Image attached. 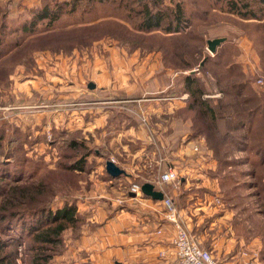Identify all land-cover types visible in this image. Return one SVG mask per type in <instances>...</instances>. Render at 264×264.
<instances>
[{
    "label": "rangeland",
    "instance_id": "rangeland-1",
    "mask_svg": "<svg viewBox=\"0 0 264 264\" xmlns=\"http://www.w3.org/2000/svg\"><path fill=\"white\" fill-rule=\"evenodd\" d=\"M73 1L76 2L75 8L69 10L68 0H62V12L51 23L41 19L34 27H30L29 17L47 0H0V134L4 136L0 145V163L5 164L6 170L15 172L11 175L0 173V185L3 184L5 188L1 196L3 202L6 196L14 192L17 195L16 204L22 209L28 200H32L29 189L32 192L44 177L49 180L53 191L49 198L53 207L64 204L65 191H70L67 183L61 180L64 178V159L60 158L63 151H60L59 146L65 143L67 137L70 138L74 130H81L83 135L85 146L81 150H92L86 159L80 186L90 181L92 174L95 177L100 175L98 168L106 157L113 158V162L120 166L126 162L125 156L118 158L110 154L109 146L104 148L107 145L105 141L95 140L91 132L87 134L75 124L61 125L67 118L65 114H68L65 107L69 108L68 111L75 109L79 106L78 102L72 101L82 96L69 90L85 85L89 77L84 76L77 83V79L65 76L66 73L63 79L50 78V75L57 74L53 66L61 63L60 56H64L65 64L83 52L85 57L98 58L97 61H107L111 54L135 53L144 58L148 56L149 61L145 68L143 66V72L151 74L142 84L139 82L138 93L132 96L120 94L116 98L112 96L103 100L121 104L123 109L130 107L131 103L137 104L138 111L131 112L130 119L136 117L153 133H162L157 139H151L145 150L149 147L159 148L169 157L170 152L181 143L189 142L190 146L197 145V149L205 150L206 147L214 152L217 166L222 165L226 170L220 174L223 195L215 197V202L223 206L221 216L225 210L229 212L217 228L220 230V238L223 237L225 242L233 245L229 251L233 257L238 256L241 260L242 250L254 251L259 258L258 264H264V160L259 162V157L252 156L257 150L264 154V112L262 115L260 112L264 104V91L258 92L260 96L256 95L258 93L254 86L258 87L256 78L261 73L251 66L253 44L259 47V37L264 36V24L254 23L264 20V2L251 0L250 7L260 14V18L247 19L227 11L223 7L224 0ZM148 1L154 5L155 10L161 9L166 13L172 12L179 5L183 12L180 29L173 32L165 31L162 26L151 30L139 29L137 24L142 19L139 9L144 10L143 3ZM23 24H28V28L23 29ZM214 33L222 34L225 38L212 52L207 47V39ZM244 36L257 38L256 43L253 40L243 42ZM92 37L96 39L89 41ZM73 39L87 43H77L71 47L69 44L74 43L71 42ZM63 43L68 44V49ZM244 50L247 52L245 66L236 61ZM190 73L202 80L204 88L208 89V96L203 97L213 99L218 115L217 118L208 114L201 115L202 123L208 128L203 127L206 135L194 131L189 113L179 109V118L187 116L190 119L177 128V133L181 129L183 134L189 132L183 137L176 135V127L180 122L176 121V107L166 104L176 103V91L179 86L184 87V83L178 84L177 81ZM59 93L63 94L58 96ZM186 96L189 98V94ZM52 100L58 102V105L45 106ZM156 103L165 104L164 113L156 115L146 112L147 107L155 106ZM49 108H52L54 116L45 117V110ZM156 119L160 125L152 123ZM106 127L109 128V125ZM112 128L114 130L115 126L112 125ZM162 137L165 142L159 139ZM68 151L76 152V149ZM4 167L0 164V171ZM17 172L21 177L15 182L12 175ZM23 190L27 195H22ZM77 191L74 190L70 195L75 201ZM69 233L65 232L64 243L54 254L51 264H70L68 260L64 262L61 259L71 239ZM11 237L16 243L14 264H30L29 255L34 253L30 249L35 244L1 220L0 238L8 242L12 240ZM212 254L218 262L224 256L223 251L219 253V258L214 252Z\"/></svg>",
    "mask_w": 264,
    "mask_h": 264
},
{
    "label": "crops",
    "instance_id": "crops-1",
    "mask_svg": "<svg viewBox=\"0 0 264 264\" xmlns=\"http://www.w3.org/2000/svg\"><path fill=\"white\" fill-rule=\"evenodd\" d=\"M254 23L264 24V20ZM219 36L222 34L214 33L210 37ZM243 39V42L253 40L255 43L257 40L255 37L251 39L245 36ZM258 42L260 46L253 44L251 49V66L264 77V36H260ZM246 55L247 52L244 50L236 61L245 66ZM60 57L61 63L53 66L57 74L48 75L50 78L63 79L65 76H71L77 79V83L84 76L89 77L85 85L69 90L82 96L72 101L78 102L79 106L75 109L68 111L69 108L65 107L68 114H65L67 118L61 122V125L65 123L66 126L75 124L76 127H82L84 132H91L95 140H104L107 144L104 148L109 146L110 154H115L118 158L126 157V162L121 163L123 166L119 165L124 169L123 173L118 176L109 174L105 169L106 157L98 168L100 175L95 177L92 174L91 180L84 182L78 189L77 210L86 217V221L78 238L72 239L70 236L67 250L61 255V259L64 262L68 260L70 264H175L173 247L175 228L166 218L162 198L154 200L142 192L137 195L129 190L131 183L141 185L143 182H150L154 189L172 197L178 210L179 221L201 245L214 252L217 258L223 251L224 256L219 259V264H242L238 256L233 257L229 253L233 245L225 242L223 237L220 238V230L217 229L221 221L228 217L229 212L225 210L221 216L223 206L215 202V197L223 195L220 174L226 170L222 165L217 166V156L214 152L206 147L205 150H194L189 142L181 143L176 150L170 152L169 157L159 148L149 147L145 150V147L150 145L151 139H157L162 133L155 134L150 128L143 126L136 117L130 119L122 113H126V110L135 113L134 111H138L139 108L137 104L131 103L130 107L123 109L121 104H113L112 100H103L112 96L116 98L120 94L132 96L133 93H138L139 82L142 84L151 74L143 72L145 70L143 66L146 67L149 57L144 58L143 55L139 56L135 53L111 54L107 61H97L98 58L85 57L83 52L80 55L78 53L73 59L67 56L70 59V63L67 64L64 56ZM257 85L258 87L254 86L257 93L264 91L261 85ZM106 94H109V97ZM187 94L189 93L184 91L183 86H179V90L176 91V103L166 104L176 107V121H180L176 127V135L183 137L189 132L183 134L181 129L180 133H177V128L190 119L187 116L179 118L178 110L185 107ZM61 95L59 93L58 96ZM203 95L208 96L207 92ZM256 95L260 96L259 93ZM53 100L45 106H57L58 102ZM154 105L156 108L147 107L146 112L156 115L164 113L165 104ZM74 111L76 114H73ZM260 112L262 115L264 104L260 107ZM44 115L54 116L52 108L45 110ZM126 118L130 124L124 126L123 122ZM152 123L161 124L158 119ZM242 123L246 124L244 120ZM106 125H109V128ZM112 125L115 126L114 130ZM105 135L108 136L105 138ZM154 136L156 138H153ZM159 139L165 142L163 137ZM252 156L259 157V162L264 160V154L258 150ZM178 164L184 165L178 183L160 181V174L168 166L178 167Z\"/></svg>",
    "mask_w": 264,
    "mask_h": 264
},
{
    "label": "trees",
    "instance_id": "trees-1",
    "mask_svg": "<svg viewBox=\"0 0 264 264\" xmlns=\"http://www.w3.org/2000/svg\"><path fill=\"white\" fill-rule=\"evenodd\" d=\"M261 1L264 2V0ZM68 2L70 6L69 10L74 9L76 2L73 0H68ZM250 2L251 0H224L223 7L227 11L235 13L240 17L259 19L260 14L250 7ZM61 4L62 0H47V2L37 7L35 13L29 17V26L34 27L41 19H47L48 23L57 19L62 12ZM143 4H145L144 10L139 9V13H142V19L139 24H137L139 29L151 30L159 28L160 26L167 32L178 31L180 29L183 12L179 5L173 8L172 12L166 13L161 9L155 10L154 5L152 6L149 1ZM170 16L172 17L170 18ZM22 28L27 29L28 24H23ZM64 34L65 33L62 35ZM49 36H52V34ZM66 38L70 39L69 36ZM94 39L96 38L92 37L89 41ZM71 42L76 43L69 44L71 47L77 45V43H87L81 40L75 41V39L71 40ZM63 44H65L66 49H68V44ZM61 49H63V47ZM64 51L69 52V50ZM200 65H202V63ZM177 82L178 84L184 83V91L189 93V98L182 110L189 113L192 120L191 128L194 131H201L207 135V132H204L205 130L203 128H207V126L204 122L202 123L203 120L201 119V115L208 114L212 118H217L218 115L216 113V107L213 105V99L203 97V94L206 93L208 89L204 88L202 80L198 78V76H195L194 73L181 76ZM262 87L264 88V85ZM126 116L132 117L131 112L127 110ZM123 124L127 126L130 122L126 118ZM71 134L70 138L67 137L66 141L64 140L65 143L59 146L60 151H63L60 158L62 160L64 159V165L62 166L63 171L66 173L63 172L64 178L61 180L67 183V188L69 187L70 191H65L66 193L63 196L65 197L64 204L62 206L57 208L53 207V202L49 200L53 191L50 187L49 180L44 177L41 179V183L34 186L32 192L31 189H29L32 200H28L25 203V207H22V209L16 204L17 195L14 192L6 196V200L3 202L1 196L5 188L2 186L3 184L0 185V221H4L5 225H9L20 236L27 237L35 244L32 249H30V252L34 250V253L32 255L30 253L29 255L30 264H51L54 254H56L61 244L64 243L65 232L69 231L72 238L74 233V239L78 238L82 230V225L86 221V217L77 210L75 198L73 200V198H70V195H72L74 190H78L80 187L79 183L83 177L82 172L85 171L86 159L92 150H81L85 146L83 135L81 136V130H74ZM3 137L4 136L0 134V145ZM63 147L65 148L64 150H62ZM73 148L76 149V152L68 151V149ZM0 164L2 167L5 165L4 163ZM178 165V167L184 166ZM6 169L5 167L1 168L0 173L7 172L9 175L15 173L11 172L10 169ZM17 173L16 175L18 176L12 175L13 178L15 177V182L21 177L20 173ZM51 182H53V180H51ZM25 192L26 191L23 190L22 195H27ZM11 239V241L6 242L4 239L0 238V264H14L15 262L16 243L14 242L15 239L12 237ZM6 248H8L7 251H4Z\"/></svg>",
    "mask_w": 264,
    "mask_h": 264
},
{
    "label": "built area",
    "instance_id": "built-area-1",
    "mask_svg": "<svg viewBox=\"0 0 264 264\" xmlns=\"http://www.w3.org/2000/svg\"><path fill=\"white\" fill-rule=\"evenodd\" d=\"M256 83L264 85V77L258 76ZM197 145L193 148L197 149ZM198 150V149H197ZM110 160L114 161L113 158ZM184 167V166H183ZM168 166L161 174L162 182H179L182 177V168ZM129 190L135 194H140V184L132 183ZM162 204L166 211V218L174 225L175 235L173 238V247L175 255V264H219L212 252L201 245L189 232L184 228L178 219V210L172 200V197L166 194L162 196ZM242 264H258L259 258L254 251H241Z\"/></svg>",
    "mask_w": 264,
    "mask_h": 264
},
{
    "label": "water",
    "instance_id": "water-1",
    "mask_svg": "<svg viewBox=\"0 0 264 264\" xmlns=\"http://www.w3.org/2000/svg\"><path fill=\"white\" fill-rule=\"evenodd\" d=\"M225 37L219 36L207 39V47L210 51L214 52L216 46L224 40ZM92 85V84H91ZM105 169L112 176H118L124 172V169L110 159L105 161ZM141 192L151 196L154 200H161L163 193L161 190L154 189V186L150 182H143L140 185Z\"/></svg>",
    "mask_w": 264,
    "mask_h": 264
}]
</instances>
